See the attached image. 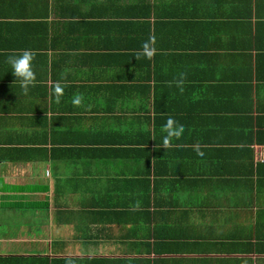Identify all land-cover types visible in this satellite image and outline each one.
I'll list each match as a JSON object with an SVG mask.
<instances>
[{"label": "crops", "instance_id": "crops-1", "mask_svg": "<svg viewBox=\"0 0 264 264\" xmlns=\"http://www.w3.org/2000/svg\"><path fill=\"white\" fill-rule=\"evenodd\" d=\"M0 264H264V0H0Z\"/></svg>", "mask_w": 264, "mask_h": 264}, {"label": "clouds", "instance_id": "clouds-1", "mask_svg": "<svg viewBox=\"0 0 264 264\" xmlns=\"http://www.w3.org/2000/svg\"><path fill=\"white\" fill-rule=\"evenodd\" d=\"M33 53L25 51L20 55H12L8 59V63L11 66V72L16 77L22 81V87L25 92L28 90V85L34 79V73L32 71ZM176 122L174 120H168L166 124L167 137L163 139V147L169 144V138L173 136H179L183 129V125L179 124L174 128Z\"/></svg>", "mask_w": 264, "mask_h": 264}]
</instances>
